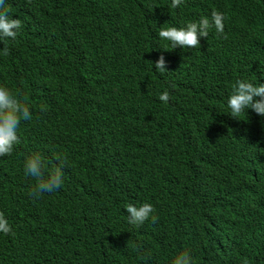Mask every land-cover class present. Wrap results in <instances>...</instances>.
<instances>
[{
  "label": "trees",
  "instance_id": "trees-1",
  "mask_svg": "<svg viewBox=\"0 0 264 264\" xmlns=\"http://www.w3.org/2000/svg\"><path fill=\"white\" fill-rule=\"evenodd\" d=\"M171 3L5 0L22 26L0 42V85L32 118L0 156L12 226L0 264H171L182 250L194 264H264V116L227 105L237 80L264 83V0ZM214 9L224 33L201 46L158 36ZM37 152L45 176L64 161L62 186L38 198L24 170ZM144 203L154 212L129 224L126 205Z\"/></svg>",
  "mask_w": 264,
  "mask_h": 264
},
{
  "label": "clouds",
  "instance_id": "clouds-1",
  "mask_svg": "<svg viewBox=\"0 0 264 264\" xmlns=\"http://www.w3.org/2000/svg\"><path fill=\"white\" fill-rule=\"evenodd\" d=\"M182 2L183 0H172L171 7L177 8ZM4 3L5 0H0V42L9 39L14 41L22 26V21L18 18H11L8 10L4 8ZM227 19L228 17L224 12L214 9L210 17L203 16L198 21L188 22L186 26L161 27L158 36L171 42L173 49L177 47L195 48L201 46L200 38L208 37L209 30L215 29L217 33L223 34ZM2 55H9V48L6 44L3 47ZM154 66L160 72L166 71L163 55L155 61ZM232 87V94L227 101L231 117L237 118L247 112L249 108L258 115L264 116V83L255 85L247 80H237ZM170 98L168 91L162 92L159 96L160 101L164 103H168ZM31 118L27 97L20 93H13L8 87L0 85V156L12 153L14 146L20 143L18 127L21 119L30 120ZM56 159L60 163L47 176L44 175L45 164L38 152L32 153L26 159L25 175L33 177L36 181L31 191L33 197L38 198L43 193H52L62 186L64 161L60 157ZM126 210L128 223L132 225L143 224L154 212L153 205L150 203H144L140 206L127 204ZM0 233L4 235L12 233V226L2 211H0ZM171 264H194V261L189 250H182L175 255ZM242 264H249V261L244 259Z\"/></svg>",
  "mask_w": 264,
  "mask_h": 264
}]
</instances>
